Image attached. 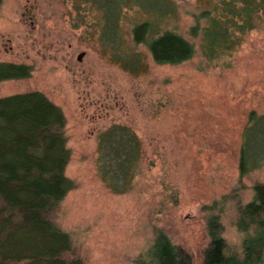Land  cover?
Returning a JSON list of instances; mask_svg holds the SVG:
<instances>
[{
    "label": "rangeland",
    "instance_id": "rangeland-1",
    "mask_svg": "<svg viewBox=\"0 0 264 264\" xmlns=\"http://www.w3.org/2000/svg\"><path fill=\"white\" fill-rule=\"evenodd\" d=\"M222 1L173 0L175 16L161 26L192 42L194 54L157 64L138 45L147 64L138 75L100 54L89 7L76 9L73 0L0 3V62L31 67L28 78L0 81V97L38 90L65 117V175L73 185L52 221L70 238L67 257L131 264L161 229L200 264L208 244L203 206L213 202L222 208V236L240 251L236 206L252 199L255 182H264V161L242 177L238 168L249 114H264V20L236 32L239 43L209 59L190 29L202 11L219 13ZM141 18L128 12L127 19ZM115 123L130 126L142 145L138 173L124 194L110 192L95 168L96 135ZM263 129L256 126V137L263 139Z\"/></svg>",
    "mask_w": 264,
    "mask_h": 264
},
{
    "label": "trees",
    "instance_id": "trees-1",
    "mask_svg": "<svg viewBox=\"0 0 264 264\" xmlns=\"http://www.w3.org/2000/svg\"><path fill=\"white\" fill-rule=\"evenodd\" d=\"M74 7H89L97 27L99 52L132 75L147 64L137 46H144L157 64H179L190 59L194 44L173 28L161 26L175 16L173 0H73ZM2 0H0V3ZM145 18L127 19L129 11ZM191 35L209 59L232 49L238 34L264 20V0H223L219 13L204 10L196 17ZM205 19V24L200 20ZM129 23L127 31L123 30ZM31 67L0 62V81L28 78ZM264 114L251 111L243 130L240 177L264 161ZM70 158L65 117L59 106L38 90L0 97V264H83L67 257L71 241L53 221V212L72 187L65 175ZM142 159L141 140L125 124H111L96 135L95 168L103 185L114 194L132 188ZM250 201L236 206L235 228L243 234L240 251H231L222 236L221 207L207 210L208 244L200 264H263L264 182L252 185ZM216 209L218 210L216 212ZM131 264H194L192 254L156 229L150 246Z\"/></svg>",
    "mask_w": 264,
    "mask_h": 264
},
{
    "label": "water",
    "instance_id": "water-1",
    "mask_svg": "<svg viewBox=\"0 0 264 264\" xmlns=\"http://www.w3.org/2000/svg\"><path fill=\"white\" fill-rule=\"evenodd\" d=\"M81 56H82V53H80V54L77 56V59L80 60V59H81Z\"/></svg>",
    "mask_w": 264,
    "mask_h": 264
}]
</instances>
